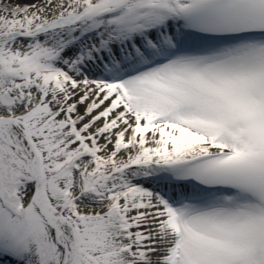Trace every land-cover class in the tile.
Listing matches in <instances>:
<instances>
[{
  "label": "snow or ice",
  "instance_id": "obj_1",
  "mask_svg": "<svg viewBox=\"0 0 264 264\" xmlns=\"http://www.w3.org/2000/svg\"><path fill=\"white\" fill-rule=\"evenodd\" d=\"M0 264H264V0H0Z\"/></svg>",
  "mask_w": 264,
  "mask_h": 264
}]
</instances>
